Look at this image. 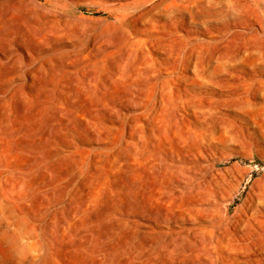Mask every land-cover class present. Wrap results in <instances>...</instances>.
Instances as JSON below:
<instances>
[{
  "label": "rangeland",
  "instance_id": "374dc122",
  "mask_svg": "<svg viewBox=\"0 0 264 264\" xmlns=\"http://www.w3.org/2000/svg\"><path fill=\"white\" fill-rule=\"evenodd\" d=\"M121 1L0 0V264H192L215 234L210 216L223 205L237 216L264 191V95L250 82L216 89L195 123L205 140L218 134L215 158L228 156L218 166L236 164L239 187L191 220L164 205L179 199L162 189L165 174L145 146L135 158L124 146L143 108L109 112L126 87L107 46Z\"/></svg>",
  "mask_w": 264,
  "mask_h": 264
},
{
  "label": "bare ground",
  "instance_id": "6f19581e",
  "mask_svg": "<svg viewBox=\"0 0 264 264\" xmlns=\"http://www.w3.org/2000/svg\"><path fill=\"white\" fill-rule=\"evenodd\" d=\"M114 9L116 33L107 46L120 54L110 64V76L126 87L116 91L109 112L119 119L124 107L143 108L139 129L129 132L124 146L132 158L146 147L151 163L166 176L162 189L179 197L164 205L175 208L178 220H191L215 207L244 177L232 171L236 164L218 166L228 159L215 158L209 142L218 134L205 140L195 123L213 107L216 89L253 82L264 95V0H122ZM250 197L237 216L228 215L229 205L221 207L219 219L210 216L215 234L192 264H264V191ZM169 218L165 211L146 217L156 223Z\"/></svg>",
  "mask_w": 264,
  "mask_h": 264
}]
</instances>
